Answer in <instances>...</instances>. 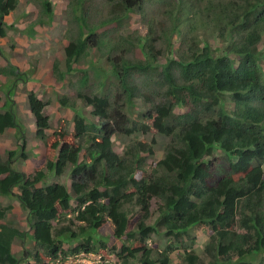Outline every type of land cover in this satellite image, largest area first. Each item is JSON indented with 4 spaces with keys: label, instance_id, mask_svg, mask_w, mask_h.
I'll use <instances>...</instances> for the list:
<instances>
[{
    "label": "trees",
    "instance_id": "16d2710c",
    "mask_svg": "<svg viewBox=\"0 0 264 264\" xmlns=\"http://www.w3.org/2000/svg\"><path fill=\"white\" fill-rule=\"evenodd\" d=\"M156 1L157 17L145 20V0H107L115 11L108 21L91 26L102 7L94 0H67L69 17L76 13L77 32L66 48V75L78 73L79 79L73 84L77 99L65 96L60 104L76 109L74 130L70 133L63 121L47 135V104L34 92L28 94L46 156L32 178L13 168L18 150L10 151L6 161L0 157V197L19 202L32 232L1 225L0 264H67L71 256L95 254V243L106 247L108 239L96 237L109 223L115 239L123 242L118 254L122 264H173L179 251V264H264V51L259 49L264 0ZM19 2L0 0V38L6 37L5 19ZM41 3L52 20L54 5ZM134 12L147 26L144 35L137 31L113 43L106 40L108 33L98 31ZM94 50L106 52L100 58L106 57L108 68L102 76L96 71L97 82L89 87L88 71L94 65L87 70L76 66ZM160 56L164 64H159ZM1 74L21 80L12 65ZM11 95L0 113V135L16 130L23 148L25 128ZM136 99L147 108L131 117L127 110ZM77 101L92 109L93 121L77 109ZM145 121L170 138L163 158L149 169L155 151L145 141L131 143L122 155L113 149L116 136L149 133ZM217 149L227 155V171L209 159ZM43 162L56 175L72 166L75 198L58 183L38 186L47 177L40 170ZM154 200L159 201L157 217L148 224ZM11 210L0 204V220ZM136 210L140 215L132 230ZM197 226L211 232L202 252L207 263L191 236ZM160 231L167 245L156 251L148 241ZM27 236L36 252L17 258L13 241ZM78 239L77 246H63Z\"/></svg>",
    "mask_w": 264,
    "mask_h": 264
},
{
    "label": "rangeland",
    "instance_id": "374dc122",
    "mask_svg": "<svg viewBox=\"0 0 264 264\" xmlns=\"http://www.w3.org/2000/svg\"><path fill=\"white\" fill-rule=\"evenodd\" d=\"M54 5V13L52 20H48V15L44 12L42 7L43 0H20L19 5L15 11H13L6 19L8 25L5 38H0V49L3 50V55L0 56V70L9 71V67L12 65L19 69V78L16 76L0 75V113H4L6 110L4 104L7 101L6 95L12 92L11 98L16 102L15 109L18 114L19 121L25 128V147L21 148L22 142H20L19 135L16 130L9 129L4 134L0 135V157L1 160L6 161L9 158L10 151H17L14 158L13 168L26 174L27 177H33L37 172V165L42 162V159L46 156L44 148V142L36 136V124L34 115L30 111L28 103V94L34 92L41 100H43L47 106L45 108V114L50 118V129L45 133L51 135L60 128L61 122H65L67 130L72 133L74 130V119L76 117V109L64 108L60 104V100L67 96L69 100H75L76 90H74L73 84L79 79L78 73L67 74L66 67V48L71 44L72 34L77 32L75 15L73 12L72 18L69 17L67 6V0H50ZM94 4L101 6V12L97 13V17L94 18L90 24L91 26L98 25L103 21H108L111 17V12L115 11V8L110 7L107 0H94ZM159 8L156 0H145L144 11L146 18L150 20L153 17H157ZM38 20L44 23L41 26L33 27L32 24ZM161 23L163 21L159 19ZM72 24V25H71ZM100 33H108L106 40H115L119 38H126L133 35L135 32L145 34L147 32V26L142 22V16L139 13L129 14L123 21L109 24L108 26L98 30ZM178 42V40H176ZM175 41V42H176ZM176 42V44H177ZM226 45H222L221 51L225 50ZM176 49H178L176 47ZM259 49L264 51V40L259 44ZM103 53L94 50L88 58H84L81 63H78L77 69H88L91 65L95 68H89V84L94 85L97 81L95 78L96 71H106L108 68L106 57L100 58ZM100 54V55H99ZM136 56L139 59H143V55L137 50ZM159 64L165 63V58L159 57ZM9 62V63H8ZM57 68V70L55 69ZM65 74L63 81L60 79V74ZM110 80L112 77L109 78ZM140 81V80H139ZM85 93H89V89L83 90ZM77 109L80 110L88 121H93L91 116L92 109L87 108L81 101H77ZM146 105L143 104L141 99L134 101V108H128V112H131V117L136 116L139 112L143 113L146 109ZM149 127V133L142 134L137 133L131 137L116 136L114 137V150L119 155H122L127 148L133 142L145 141L148 145L153 146L155 154L148 160V169L155 167V165L163 158L165 148L169 144L170 138L161 135L156 129L152 127V122L145 121ZM26 155V159H22V155ZM215 165L224 167L227 171V155L220 151L215 150L213 155L209 158ZM72 166L69 165L64 172L60 175L48 172L47 165L43 162L41 169L47 173V177L44 183L39 184V187H46L52 184L63 185L72 198H75V191L73 189V178L71 172ZM218 172V171H217ZM219 173V172H218ZM225 173V170H224ZM18 194L19 190L15 189ZM0 204L3 208L12 207L11 211H8L5 219L0 220L1 225L12 226L19 231L32 234L29 230L27 223L28 213L21 207L17 200L14 198L0 197ZM75 202L72 201V209L76 208ZM159 201L154 200L152 202L151 213L152 217L147 222L148 224H154L157 217V209ZM140 211L136 210L132 217V230H134L137 218H139ZM70 218V217H69ZM71 220L74 221L76 227L79 223L75 221V216H71ZM69 221V220H66ZM69 223V222H68ZM56 225V223L54 224ZM159 234H152L148 241V244L156 251L163 250L167 243L165 236ZM191 236L195 238V250L204 259L203 250L207 243L210 241L211 232L208 228L203 226H197L191 231ZM106 237V247L102 248L100 243H95L99 252L91 255L79 254L77 256H71L66 261L67 264H122V260L119 257L121 252L122 241L115 239L113 234V226L111 223L103 226L96 238ZM82 242V239H78L75 242L64 243L66 249L77 246ZM13 253L17 258L23 255V252L29 251L30 253L36 252V245L28 236L25 238H15L13 241ZM117 248V251L113 252L112 248ZM178 253H174L172 257L173 264H179L180 257ZM33 258H30L32 262ZM61 260V258H60ZM204 262H209L206 257Z\"/></svg>",
    "mask_w": 264,
    "mask_h": 264
},
{
    "label": "clouds",
    "instance_id": "9594fccd",
    "mask_svg": "<svg viewBox=\"0 0 264 264\" xmlns=\"http://www.w3.org/2000/svg\"><path fill=\"white\" fill-rule=\"evenodd\" d=\"M7 17H8V16H7ZM7 17H6V19H7ZM6 19H5V22H6ZM6 24H7V23H6ZM37 26H41V25H37ZM37 26H36V27H37ZM7 27H8V25H7ZM34 28H35V27H34ZM6 29H7V28H6ZM6 32H7V31H6ZM1 50H2V49H1ZM2 55H3V50H2ZM2 55H1V56H2ZM8 63H9V62H8ZM17 69H18V68H17ZM21 81H23V80H21ZM11 93H12V92H11ZM11 93H10V94H11ZM0 97H1V96H0ZM35 124H36V122H35ZM36 130H37V129H36Z\"/></svg>",
    "mask_w": 264,
    "mask_h": 264
}]
</instances>
